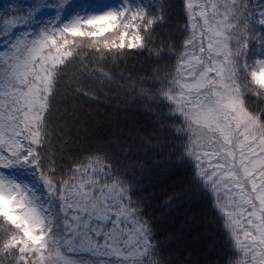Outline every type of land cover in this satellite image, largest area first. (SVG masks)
Instances as JSON below:
<instances>
[{"label":"snow or ice","instance_id":"1","mask_svg":"<svg viewBox=\"0 0 264 264\" xmlns=\"http://www.w3.org/2000/svg\"><path fill=\"white\" fill-rule=\"evenodd\" d=\"M0 264H264V0H0Z\"/></svg>","mask_w":264,"mask_h":264},{"label":"trees","instance_id":"2","mask_svg":"<svg viewBox=\"0 0 264 264\" xmlns=\"http://www.w3.org/2000/svg\"><path fill=\"white\" fill-rule=\"evenodd\" d=\"M120 99V97H112L111 93L109 94L108 100H102L97 102L99 105V110L102 112L112 111L115 108H118L119 105L117 104V101ZM137 118L143 119V116L140 114H137Z\"/></svg>","mask_w":264,"mask_h":264}]
</instances>
